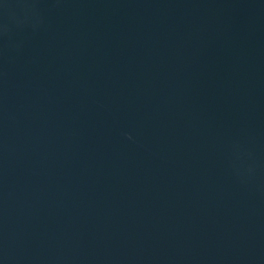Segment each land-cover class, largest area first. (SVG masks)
Returning a JSON list of instances; mask_svg holds the SVG:
<instances>
[{
    "label": "water",
    "instance_id": "95a60500",
    "mask_svg": "<svg viewBox=\"0 0 264 264\" xmlns=\"http://www.w3.org/2000/svg\"><path fill=\"white\" fill-rule=\"evenodd\" d=\"M0 264H264V0H0Z\"/></svg>",
    "mask_w": 264,
    "mask_h": 264
}]
</instances>
